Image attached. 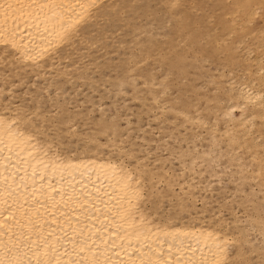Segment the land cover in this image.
<instances>
[{
  "label": "bare ground",
  "instance_id": "obj_1",
  "mask_svg": "<svg viewBox=\"0 0 264 264\" xmlns=\"http://www.w3.org/2000/svg\"><path fill=\"white\" fill-rule=\"evenodd\" d=\"M110 1L0 0V264H239L245 256L242 246L251 252L264 249V220L249 218L243 224L232 213L230 223L219 212L199 218L191 211L188 220H178L151 202L163 190L158 187L161 180L153 182L149 178L153 170L148 160L150 150L145 149V154L137 157L133 150H141L133 149L127 154L135 159L130 163L124 156L96 150L64 149L58 137L45 133V120L37 121L41 103L35 111H29L11 101L16 98V84L11 82L14 76L19 83L28 74L35 78L49 76L52 81L53 73L69 75L67 68L75 66L79 72L89 69L78 66L83 56L77 45L84 42L90 26L106 13ZM249 7L246 4L239 10L247 13ZM74 53L79 55L77 61L62 68V61L70 63ZM242 87L236 95L237 102L223 113L226 130L217 129V119L210 126L201 117L195 120L184 116L210 130L209 149L192 158L189 170L191 176L209 171L213 176L227 173L231 177L230 166L218 170L222 164L214 154L222 138L229 160L240 167L241 175L234 181L237 190L247 181L253 182L264 200V143L256 146L263 150L256 151L252 158L259 161V168L251 165L252 159L244 163L239 152L250 149L249 144L255 140L254 121L264 118V93L253 84ZM46 92L54 101L48 89ZM58 94L59 91L55 93ZM158 99L154 97L162 114L172 109L167 101ZM89 103L86 116L96 105ZM103 106L99 102L96 107L101 116L106 113ZM172 110L183 115L181 110ZM235 110L240 111V116ZM70 130L72 135L79 133L75 126ZM119 150L124 152L122 147ZM199 156L202 161H198ZM211 163H216L217 168ZM160 164L164 165L162 161ZM158 168L159 175L172 176L170 169ZM181 185L184 200L190 202L185 210H190L197 202L193 193L196 186L188 182L185 188ZM164 187L165 192L175 194L169 186ZM250 188L247 196L256 195L255 187ZM210 191V185L199 191L205 208L206 192ZM253 232L260 236L258 241L250 238Z\"/></svg>",
  "mask_w": 264,
  "mask_h": 264
},
{
  "label": "rangeland",
  "instance_id": "obj_2",
  "mask_svg": "<svg viewBox=\"0 0 264 264\" xmlns=\"http://www.w3.org/2000/svg\"><path fill=\"white\" fill-rule=\"evenodd\" d=\"M246 4H250L247 13H241L239 7ZM88 31L85 43L77 45L83 56L77 65L89 67L87 71L79 72L74 66L67 68L69 75L53 73L52 81L49 76L35 78L28 74L19 83L14 76L11 82L16 84V98L11 101L29 111H35V106L41 103L37 121L45 120V133L54 139L58 137L64 149L96 150L105 155L124 156L130 163L135 159L127 154L133 149L142 151L133 150L137 157H142L145 149L150 150L148 160L153 170L149 178L153 182L161 180L158 187L163 190L151 202L178 220L189 218V211L196 212L194 216L199 218L219 212L230 223L232 213L243 224L249 218L264 220L263 194L249 181L237 190L234 181L241 175L240 167L229 160L222 138L214 153L222 164L218 170L230 166L233 175L213 176L209 171L190 175L192 158L209 149L210 130L184 117L195 120L201 117L210 126L217 119V129L226 130L228 124L223 113L237 102L241 86L253 84L264 93V0H111L106 13ZM61 54L65 55V51ZM77 56L74 53L70 63L63 60L62 68L77 61ZM47 89L54 101L48 99ZM155 96L158 102L167 101L170 108L183 111V115L172 109L162 114ZM89 101L96 105L91 115L86 116L91 107ZM99 102L104 103L105 116L96 108ZM235 113L240 116L239 110ZM254 122L255 140L249 144L250 149L239 151L246 164L256 151L263 150L256 146L264 143V118ZM73 126L78 135L71 134ZM120 147L124 152H120ZM200 158L198 161H202ZM251 165L260 167L257 160ZM162 166L170 169L171 177L159 175L158 167ZM187 182L196 186L193 193L197 202L190 210H185L190 202L184 200L179 186L183 183L181 186L185 188ZM165 185L175 190V194L165 192ZM209 185L212 191L206 192L205 208L199 191ZM251 185L257 194L247 196ZM250 238L258 241L260 236L253 232ZM242 248L245 256L239 264H264V249L251 252L246 245Z\"/></svg>",
  "mask_w": 264,
  "mask_h": 264
}]
</instances>
